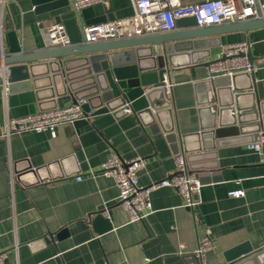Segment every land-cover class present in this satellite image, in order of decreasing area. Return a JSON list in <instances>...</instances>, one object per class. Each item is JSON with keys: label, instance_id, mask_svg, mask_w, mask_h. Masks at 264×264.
Returning a JSON list of instances; mask_svg holds the SVG:
<instances>
[{"label": "crops", "instance_id": "0c3cea01", "mask_svg": "<svg viewBox=\"0 0 264 264\" xmlns=\"http://www.w3.org/2000/svg\"><path fill=\"white\" fill-rule=\"evenodd\" d=\"M197 1L201 0H180L183 4ZM35 9L34 0H9L0 22V30L7 31V23L11 25L25 51L50 46L47 29L53 23L64 25L66 12L73 13L80 33L84 26L111 19H125L127 27L132 26L127 20L133 15L132 0H103L79 9L72 2L47 11ZM219 38L220 45L211 47L210 55L198 63L169 67L164 75L168 91L153 87L157 100H164L165 94L170 101L176 129L194 133L211 118L202 104L208 87L203 63L211 61L223 45L249 44L255 65L250 73L257 87L247 88L251 82L245 73L215 79L217 88L230 96L240 93L237 104L244 113L243 132L222 138L214 149L184 154L188 169L202 183L199 203L191 209L183 207L175 189L160 187L150 193V213L129 221L118 203L113 178L99 171L101 163L113 151L123 159L144 157L137 176L139 185L145 186L174 173V156L182 154L167 134L133 112L107 111L81 125H59L55 136L48 131L14 133L8 140L0 136V249L7 253L1 264H198L192 251L205 228L210 229L211 246L202 261L198 258L199 264H222L223 251L244 242L253 248L264 243V163L248 147L255 142L264 146V27ZM153 53L149 65L155 60L163 64L162 54L153 58L157 52ZM46 63L34 67L38 79L51 75H42L49 68ZM256 93L263 94L258 115L250 109ZM40 97L41 89L33 86L4 92L0 84V134L7 117L34 113L47 105ZM68 104L71 101L66 99L61 105ZM237 189L244 194H228ZM100 206L103 216L109 215L110 228L103 221L93 222ZM65 226L67 234L57 239L55 233ZM44 237L50 238L48 242L41 241Z\"/></svg>", "mask_w": 264, "mask_h": 264}, {"label": "water", "instance_id": "95a60500", "mask_svg": "<svg viewBox=\"0 0 264 264\" xmlns=\"http://www.w3.org/2000/svg\"><path fill=\"white\" fill-rule=\"evenodd\" d=\"M34 2L36 12H41L66 6L72 0ZM62 19L70 42L64 46L50 45L25 51L9 23L7 31L0 30V84L4 81L9 91L15 87L30 86L41 89L40 98L46 100L41 102L47 105L39 106V110L61 106L68 99L71 103L83 100L81 107L91 116L107 111L114 114L133 112L140 119H145L151 128L167 134L175 151L181 149L183 155L214 149L222 138L243 132L244 120L240 117L244 113L237 104L240 93L230 96L225 90L217 88V77L205 80L209 88L207 87L202 104L210 111L211 118L194 133H180L176 129L171 122L170 101L165 94L164 100H157L156 89L153 87L164 85V75L169 67L196 64L200 59L208 57L210 48L220 45L221 34L247 32L264 27V18L197 26L195 16L189 15L178 18L177 29L171 31L91 42H83L82 33L79 32L72 12L64 13ZM3 35L6 43L3 42ZM154 51L157 54L153 58L162 54L163 64L160 60H155L149 65L148 56L155 54ZM246 55L253 62L251 52L248 51ZM71 56L77 57L69 58ZM184 57L186 59L180 60ZM42 61H47L45 65L49 67L42 75L48 72L51 75L38 79L33 70ZM68 62H73L74 65L70 68L67 66ZM210 62L203 64L208 65ZM53 64L56 69L49 71ZM241 73H245L250 79L251 85H248V89L257 87L253 74ZM237 74L224 77L233 79ZM233 90L235 91L234 88ZM262 98V93L254 95V102H251L250 107L253 114L258 115L257 106ZM86 122L87 120L81 119L74 124L81 125ZM187 166L191 167L189 163ZM39 176L42 180V175ZM103 212L104 207H98L93 222L103 221L110 228L109 215L104 217ZM66 234L67 226L55 233V237L60 239ZM49 239L44 237L41 241L48 242ZM222 256V264H264V250L253 248L247 242L226 249ZM196 259L199 264V259Z\"/></svg>", "mask_w": 264, "mask_h": 264}, {"label": "built area", "instance_id": "2783aa9c", "mask_svg": "<svg viewBox=\"0 0 264 264\" xmlns=\"http://www.w3.org/2000/svg\"><path fill=\"white\" fill-rule=\"evenodd\" d=\"M103 0H72L75 9H79ZM9 0H0V22L3 11ZM133 15L127 19L132 23L127 27L125 19H111L84 26L82 28L83 42L106 39H119L141 36L157 32L171 31L177 28L178 18L193 15L197 26L220 24L245 19L264 18V0H201L192 3H181L180 0H132ZM49 44H70L65 26L53 23L47 29ZM249 50L247 41L221 46L220 50L207 65V78L219 76L231 77L241 72L253 71L255 65L246 55ZM3 91L7 85L1 83ZM166 91L170 85H162ZM83 100L51 109L38 110L34 113L18 117H7L1 137L9 139L14 133L48 131L55 136L59 125L72 124L77 120H88L91 115L83 111ZM249 148L257 152L260 161L264 163V146L258 142L250 143ZM175 171L170 176L153 181L142 186L138 183V171L144 166L145 159L136 156L130 159L121 158L116 152H111L101 163L99 171L113 178L118 188V203L127 212L129 221H138L151 211L150 193L160 187H171L181 197V205L193 208L200 200L202 183L191 172L181 153L174 156ZM80 179V176L76 177ZM264 182V174L262 175ZM230 196L240 197L244 194L241 189L232 190ZM211 246L210 229L205 228L199 237L197 246L192 253L201 261L204 252ZM16 248V245H15ZM183 249V246H180ZM264 250V243L259 247ZM7 253L0 249V264L6 259ZM101 264H109L103 261Z\"/></svg>", "mask_w": 264, "mask_h": 264}]
</instances>
